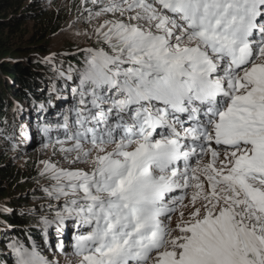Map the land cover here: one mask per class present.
<instances>
[{
	"label": "snow or ice",
	"instance_id": "snow-or-ice-1",
	"mask_svg": "<svg viewBox=\"0 0 264 264\" xmlns=\"http://www.w3.org/2000/svg\"><path fill=\"white\" fill-rule=\"evenodd\" d=\"M80 7L89 46L37 109L70 165L42 162L39 223L75 229L57 245L69 264H264V0ZM9 248L57 264L35 241Z\"/></svg>",
	"mask_w": 264,
	"mask_h": 264
},
{
	"label": "trees",
	"instance_id": "trees-1",
	"mask_svg": "<svg viewBox=\"0 0 264 264\" xmlns=\"http://www.w3.org/2000/svg\"><path fill=\"white\" fill-rule=\"evenodd\" d=\"M61 19L58 14L42 10L38 0H0V141L8 151L10 145L25 147L19 140L20 134L16 135L22 124L27 122L32 129L38 122L34 112L39 100L47 98L53 84L63 87L62 82L54 79L53 67L67 70L83 58L81 52H75V44H64L58 49L51 45L50 38L57 35ZM15 102L17 110L22 109L11 114L9 110ZM49 111L54 114V109ZM34 138L36 141L35 135ZM28 176L16 170L0 151V201L7 205L0 207V264H12L9 244L15 239L35 241L46 250L41 237L44 227L39 221L43 216L51 218L54 213H50L48 205L37 212L28 210L32 205H41L36 202L40 193L32 188ZM14 191L20 194L10 197Z\"/></svg>",
	"mask_w": 264,
	"mask_h": 264
},
{
	"label": "rangeland",
	"instance_id": "rangeland-1",
	"mask_svg": "<svg viewBox=\"0 0 264 264\" xmlns=\"http://www.w3.org/2000/svg\"><path fill=\"white\" fill-rule=\"evenodd\" d=\"M40 1L41 9L46 11H51L54 14H58L62 16V19L59 23H57V26L61 27L58 30V33L55 37H51L50 41L53 42L51 45L56 49L59 48V46L64 44H75V52H81L82 48H86L89 46V44L85 41V38L83 35H77V33H83L85 31L89 30V24L87 21L83 18L84 16H87L86 12H82L80 4L81 0H38ZM70 24H73V27H69ZM28 34H30V31L27 30ZM59 51V50H58ZM52 55V54H51ZM53 56V55H52ZM51 56V57H52ZM35 59V58H34ZM33 59V60H34ZM18 105L17 102L12 103L11 109L9 110V113H14V107ZM20 108V107H19ZM18 112H21L20 110ZM39 113V112H38ZM39 115H41L39 113ZM38 123H35V125L32 127L33 132H39L37 131ZM23 129H25V132L30 129L27 122L23 123ZM22 129V128H21ZM25 136H28L27 134L22 136V139L24 140L25 145L24 148H17L13 145H10L11 150L8 151L5 148V144L0 141V151L6 155L7 159L12 163L13 167H15L16 170L20 172H24L25 175H29L27 179H30L33 189H38V192L40 193L41 197H38L36 200L37 203H41V205H32L30 206V209H35L34 212H37L40 210L41 207L47 206L49 201L46 198V194L43 192V188L46 187L49 184V180L46 176H41L40 171L43 167L42 162L51 160L53 163L60 162L61 166L63 167H69L70 165L67 164V162L62 161L61 155L59 152L56 154H53L52 147H45V144L48 142H45L44 140L37 139L35 142L29 137V141L25 139ZM20 139V138H19ZM30 142V143H28ZM82 166V165H81ZM20 194V191H14V193L10 194V197L12 196H18ZM53 205L56 203L55 201L51 202ZM5 201H0V207H6ZM26 208H24V211ZM52 230V229H51ZM45 235V232H43ZM66 236H70V233L66 232ZM69 245V244H67ZM51 248H48L49 251ZM47 258L51 259L54 262H57V264H69V261L71 259L70 256H66L64 252L62 254H55V249L53 248V251H49L46 253Z\"/></svg>",
	"mask_w": 264,
	"mask_h": 264
},
{
	"label": "water",
	"instance_id": "water-1",
	"mask_svg": "<svg viewBox=\"0 0 264 264\" xmlns=\"http://www.w3.org/2000/svg\"><path fill=\"white\" fill-rule=\"evenodd\" d=\"M48 56H46V58H47Z\"/></svg>",
	"mask_w": 264,
	"mask_h": 264
},
{
	"label": "bare ground",
	"instance_id": "bare-ground-1",
	"mask_svg": "<svg viewBox=\"0 0 264 264\" xmlns=\"http://www.w3.org/2000/svg\"><path fill=\"white\" fill-rule=\"evenodd\" d=\"M52 109V108H51Z\"/></svg>",
	"mask_w": 264,
	"mask_h": 264
}]
</instances>
